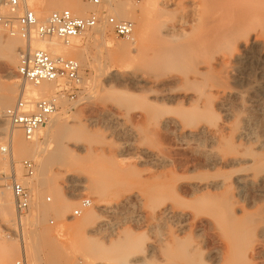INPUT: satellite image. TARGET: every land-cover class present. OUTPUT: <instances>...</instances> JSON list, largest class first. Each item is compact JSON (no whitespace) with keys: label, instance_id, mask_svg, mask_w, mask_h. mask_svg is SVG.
<instances>
[{"label":"bare ground","instance_id":"6f19581e","mask_svg":"<svg viewBox=\"0 0 264 264\" xmlns=\"http://www.w3.org/2000/svg\"><path fill=\"white\" fill-rule=\"evenodd\" d=\"M102 1L104 5L97 10L102 16L111 14L120 21L119 19L134 18L137 12L132 6L119 4L116 0ZM143 1L142 12L156 10L157 13L160 10L159 0ZM4 2L5 0H0V4ZM21 3L36 11L34 13L39 22L52 9L67 7L74 15L79 16L87 11L81 0H21ZM199 7L198 17L193 19L196 25L194 29L191 26L189 32L185 29L180 33L176 29V32L166 33L167 35H161L157 30L152 32L151 45L145 57H138L134 55V51L127 52L123 46L107 41V21L103 20L101 26L96 27L97 30L93 29L96 32L88 37V41H94L98 47L99 75L117 76L119 73L111 69L114 64L147 67L146 72H130L122 75L121 80L146 87L153 94L151 103L177 106V111L171 109L167 114L162 113V117L155 111L157 108H153L154 113L150 110L153 103H149L148 108L152 114L156 113L161 117L158 118V126L163 133H159L174 136L179 145L177 146L186 151L191 150L193 157L187 160L185 157V161L177 160L172 155L175 153L173 146V152L166 149L165 154L152 152L150 156L152 163L163 168L157 173L156 183L149 185L144 177L134 180L131 177L132 181H128L130 178L126 175L127 171L121 170L126 177L119 174L121 177L115 176L113 181L111 176L106 175L113 183L107 181V186L101 182L93 184L98 210L91 209L75 222L72 219L66 221L67 227L76 232V235L83 229L87 230L82 253L86 264L89 261H94L95 264H126L128 260L135 264H147L148 252L155 253V243H150L145 248L139 242L141 240H136L137 243L129 242L127 235L125 236L126 231L123 230L127 218L122 217L134 203L143 208L147 201L152 203L149 213L151 219L160 224L163 222L165 226H162L166 228L165 237L162 236V241L163 237L165 239L162 245L165 247L159 250L164 251L161 258L163 262L166 261L165 264H261L259 261L264 258V0H201ZM9 11V16L1 17L10 18L13 27H16L19 13ZM139 24L143 29L142 21ZM142 32L138 33V37L139 34L143 36ZM6 34L11 37L0 36V60L10 68L15 67L18 60L20 62L21 56L36 50H46L52 56L74 57L81 67L90 66L84 47L75 43L85 34L74 39L69 46H65L57 38L44 40L33 37L31 41H26L18 34ZM141 36L130 46L141 42ZM17 37L27 43V48H19L20 41ZM59 85L44 82L32 86V97L28 99L36 102L54 96ZM23 90L28 94L27 85ZM16 91L15 84L0 87V137L2 139L4 136L11 141V159L33 158V154H39L41 168L37 170H43L44 173L46 155L49 152L54 154L53 158L56 156L55 152L58 158L61 153H70L71 159L82 154L91 157L97 146L93 148L88 132L83 129H79V132L78 127L70 123L68 118L72 108L64 104L62 112L57 113L31 140L25 137L22 130L11 129L10 122L2 111L14 100ZM63 99L60 100L61 104ZM84 100L90 101V95ZM230 101L235 102L234 108L229 107ZM217 104L223 110L225 118L215 114L214 106L217 107ZM229 116L232 122V118L235 119L233 125L229 122ZM132 129L129 128L128 131L131 132ZM75 132L84 138H74ZM6 149L4 147L2 150ZM81 158L87 159L86 156ZM60 159H56V162ZM104 169L108 170L107 167ZM72 174L68 182L72 183L70 185L73 189L85 188V183L91 181L82 174ZM120 178L128 179L126 182L121 180V183L125 182L123 188L127 184L138 190L133 193L122 192L115 203L107 201V195H111L110 198L119 193L114 189L118 185L114 184L119 182L120 186ZM156 203L158 207L153 209ZM98 213L105 215V218L96 221ZM15 215V200L10 184L5 181L0 186V218L3 223L12 224ZM142 217L139 210L134 221L140 223ZM20 222L22 228L23 219ZM36 231H29L32 232L29 239L31 249L29 253L25 251L32 260L39 257L40 248L45 243L44 235L41 236ZM0 236V254L4 258L3 264H7L14 259L17 250L4 242L3 235ZM98 236H101V245L95 242ZM50 264L59 262L53 260Z\"/></svg>","mask_w":264,"mask_h":264},{"label":"rangeland","instance_id":"374dc122","mask_svg":"<svg viewBox=\"0 0 264 264\" xmlns=\"http://www.w3.org/2000/svg\"><path fill=\"white\" fill-rule=\"evenodd\" d=\"M42 1H47V0H42ZM200 1L201 0H159L158 8L160 10L157 9L159 10L157 13L156 10L153 11L156 13L153 14V12L147 13L145 11L144 13L141 11V8L144 6V1L135 3L129 0H116L117 3L132 6L137 11L135 17L132 19H127V20L119 19L120 21L129 20L133 22L135 26L134 33L130 40H123L114 34L112 28L110 27V25L108 26L107 23L105 26L106 27L105 39L109 42H113L115 45H120L121 47L123 46L122 48L126 49V51L127 50L134 51L135 53L134 55L138 57H145L149 52V48L151 45L150 44L151 36L155 33L156 30L161 35L163 34L165 35L166 33L172 34L176 31L180 33L182 29H185L189 32L192 29L191 26H193L194 29L196 25L195 22V20L197 19L196 17H198L199 15ZM81 3L87 9V11H85L82 14V16L76 14L75 16L85 18L91 15H96L99 18L98 28L101 26L103 20L108 21L109 18H114V16L111 14L108 15L106 14L102 16L99 13H97V10H99L104 5V2L102 0L99 6H94L88 2H85L84 0H81ZM8 4H9V0H5L4 4H0V16H9L10 9L8 7ZM29 9L32 10L33 12H36L34 11L33 8H29ZM60 10H68V8L63 7L61 9H52L49 11L46 18L41 19L40 22H44V20H46L50 16V14ZM140 11L144 14L140 13ZM18 13L20 14V12ZM114 19L118 20L117 18ZM139 21L140 22L142 21L144 30L142 29L141 24H139ZM193 21L194 23H192ZM184 25L185 26L187 25L186 28ZM95 30H97V28ZM95 30L88 32L80 40L75 42V43L77 42L80 43L82 47H84L86 52L85 55L87 57V63L90 64V66L82 65V73L84 76V86L82 88V93L79 94V96L74 100H71L69 98L63 99L62 104L60 103V109L58 112V113L62 112L63 104L68 108L71 107L72 109L71 112H69V118H68L70 123H72V125L74 124L75 127H78L77 130L79 132H80L79 129H83L85 130V132H88L87 136L91 141L93 148L94 146L95 148L97 146V148L94 149L95 152L91 153V157L88 156L87 154H82L83 157L86 156L87 158L86 160L88 162L85 159L83 160V158H81L82 156L76 157V159L75 158L71 159L69 156L70 153L68 152H67L68 154L64 153V155H62L63 153H61V157L58 158L56 157L58 154L57 152H55L56 156L54 158H56L57 160L61 158L58 162H56V159L53 158L54 154H52V152H49L51 154L48 153V155H46V160H47L45 164L46 171L42 173L43 170L41 171L37 170L35 177L29 180L26 179L25 177V173L22 169V162L26 159H32L36 161L38 166L37 168H41V164L39 163V154H35V155L33 154V158L31 156V157H23L17 160H13L11 159L12 158L11 141L6 139L4 136L2 137V139L0 137L1 139L0 140V186L4 184L5 181H7L6 179L8 176H10L13 172L16 173L17 179L20 183L25 185L29 184L31 186L33 191L32 204L35 206L34 207L32 205L29 215L23 220L22 228L20 227L19 223H17V215H15V221H14L15 223L13 222L12 224H9L8 222H7L8 224H5L2 222L0 218V235H3L4 242H6V244H9L10 247H12L11 245H13V247H15L17 250V254L14 257V259L11 260V262H8L7 264H17L22 260H24L25 264H50V262L53 260L54 261L56 260L57 262H59V264H86L85 263L86 261L83 259L82 253L85 248V244L83 243L86 242V240L85 242H83V239L86 237L87 230L83 229V231L79 232L76 235L75 234L76 232H74L73 230L71 231L66 224L67 222H69L70 219H72L74 222L77 219L78 220L81 219V217H83L85 213L89 212L91 209L95 208V210H98V208L96 207L97 203H95L97 197H96V193L94 192L93 184H95L96 182L99 183L101 182L102 185L107 186L106 182L108 181L109 183L110 179L115 178V176L118 178L121 176L124 177L125 174L121 173V170L123 172L126 170L127 171V172L125 171L127 173L126 175H128L130 178L129 180L127 179L128 181L137 179V177H144L145 179L147 178V182L150 185L157 182L158 180L157 173L159 174V172L163 170V168L160 165H158L160 166L158 167L157 164L155 165L150 160V156L152 152L165 154L167 152L166 149H169L171 152H173L175 149L174 151L175 153H172V155L174 158H176L179 161H185V159L187 160L193 157L191 150L187 149L186 151V149L183 150V148L178 147L179 145L178 143L176 144L177 141L175 140L174 136L170 134V137L172 136L171 138H173L171 139L168 136L169 134L162 135L159 133V131H161L158 126L159 119L162 117L163 114H167L169 111H171V109H174L173 111H177L178 109L176 108L177 106L157 104L154 102H152L153 105H150L152 104L151 100L153 99L152 96L153 94L151 93V91H149L146 87L142 85H135L130 81L126 82L124 80H121L122 75L130 74V72L131 73L132 72L135 73V71L136 73L146 72L147 67L145 65L143 66L138 65L139 67L137 66L136 68V66L130 67L126 65L123 66V65L114 64L111 66V69L119 73L117 74V76L104 77L99 75L100 73L98 72L97 69L100 65V63H98L99 62L98 47L94 44V41H88V37L93 35L96 32ZM140 31L145 32V33L142 32L143 36L139 34V37L140 36L142 37L141 42L139 41V43L136 46H130L133 41L139 38L138 33ZM0 36L11 37L8 34H6V32H2ZM17 39H19L20 41L19 48H24V47L27 48L26 47L27 43L21 37H17ZM68 58L75 59L74 57H68ZM18 65H19V60L17 65L13 68H10L4 61L0 60V87L15 84L17 89L14 100L3 108L2 111L3 115H5L4 114L5 110L16 102V100L19 98L21 90H23L25 87V85L21 82V80L19 79L16 73ZM30 88H32V86L27 85L29 99H31L32 97L30 93ZM89 95H90V101L84 100L87 96L89 97ZM230 102L231 104L229 105V107L234 108L235 102L234 101L233 102L230 101ZM149 105L152 106L151 109L148 108ZM154 107L157 108L155 109V111L157 110L158 112L157 111L156 112L159 113V115L161 114L160 115L161 117L158 114L155 115L156 113L152 114L154 113L153 112ZM149 109L152 110V113L150 112ZM214 111L215 114H218L219 116L224 114L222 113L223 110L221 109L220 106H218V104L217 107L214 106ZM221 117L225 118L224 115H222ZM228 119L230 120L231 116H229ZM232 120L233 122H235V119L232 118ZM229 122L231 124L233 123L231 120ZM90 124L91 125L93 124V126L89 127ZM125 126L127 127V129L125 128ZM9 127L13 130H19L13 128L10 123H9ZM129 128H133L132 129L133 131L129 132L128 131ZM161 133L163 132L161 131ZM77 134L78 132H75L74 138L77 137H79L80 139L84 138L82 137L81 134L79 135ZM173 146L175 147L174 149ZM4 147L9 148L10 150L9 155H5L3 153L2 149ZM99 149L101 152L98 151ZM94 154L97 155V157ZM101 155L102 157L99 158V156ZM177 155L178 157H176ZM68 158L73 160L71 161L69 159L70 161L69 164L67 162ZM77 159H80V161H78ZM62 160L67 163H64ZM7 163L8 166L6 165ZM106 167L108 168V170L104 171L106 170L104 169ZM97 170L98 172H95ZM39 172H41V174ZM99 172H104V173H99ZM72 173L73 174L77 173L75 174L77 176L82 174V176L89 178L91 181H87L85 183L84 186L85 188L81 187L79 189H73L70 185L72 183H69L70 181L68 182V180H70V175ZM106 175H108V177L111 176L109 180ZM125 179L123 178L118 179V181L120 180V184H121L120 186H119V182H115L114 184V186L118 185V187L116 186L114 189H116V191H119V193L121 192V194L118 193L119 196L118 194L116 195L114 194L110 198L109 196L111 195L109 196L107 195L106 196V200L108 199L107 201L111 200L113 201V203H115L117 199L122 195V192L125 193L126 191H132L133 193L138 190L127 184L125 185V188H123L122 186H124L125 182L127 181ZM121 180L125 181L122 182L123 185L121 183ZM113 181L115 180L113 179ZM110 182H112V180ZM48 199H50V201H48ZM85 199L91 202L90 207L85 209L80 216H74V211L79 207L80 203ZM147 203H146L147 206L144 205L143 208H141L142 206L140 204L138 205L136 203L130 206V208L125 213L126 216L125 215L122 216L124 218H127L126 219L127 222L124 221L126 224L123 230L126 231L125 236L127 235L126 236L128 238L127 240H129V242L131 243L132 242L137 243L136 240L137 241L141 240L142 242L141 241L139 242L145 248L148 247L150 243L151 244L153 242L155 243L156 245V248L154 247L155 253L153 252L154 254H152V251L148 252L149 254L147 257V261H148L147 264L148 263L165 264L166 261L164 260L163 262L161 258V253L164 254L163 253L164 251L162 250L161 252L159 250L165 247L162 244H164L163 241L165 242L164 234H166L165 233L166 228L164 227L165 225L163 222H161L160 224V222L158 223L157 220H153V218L151 219L149 213L151 212L152 209L151 208L152 203L150 204V202L148 201ZM71 205L72 208L70 209L69 206ZM156 207H158V203L155 204L153 209H155ZM263 208H264V202H263ZM139 210L143 214L142 217L143 220L140 223H136L134 219L135 216L138 214ZM104 218L105 215L98 213L95 217V220L99 221ZM32 230L35 231L37 230L36 232H38V234L41 233V236L44 235V239H45L44 245L40 248L39 257L34 260H32L28 255L29 250L31 249V244L29 239H30V234L32 233L29 231ZM162 236H164L163 241H162ZM100 237L101 236H98L96 238L97 240L95 241L98 245L102 244V240ZM26 244H28V246ZM83 245L84 247H81ZM24 246L27 247L25 248ZM25 251H27L28 253H26ZM163 256L164 255H162V257ZM261 261L259 262L261 264H264V258H262ZM3 262H4V258L0 254V264H3ZM87 264H95V262L89 261V263ZM126 264H135V263L128 260Z\"/></svg>","mask_w":264,"mask_h":264},{"label":"built area","instance_id":"2783aa9c","mask_svg":"<svg viewBox=\"0 0 264 264\" xmlns=\"http://www.w3.org/2000/svg\"><path fill=\"white\" fill-rule=\"evenodd\" d=\"M84 1L94 6L101 4V0ZM129 1L139 3L143 0ZM8 7L14 13L20 12L17 26L13 27L10 18L0 16V34L4 31L11 35L18 34L26 41H31L33 37L44 40L57 38L65 46H69L74 39L92 31L99 23V18L95 15L77 17L69 10L53 12L46 21L39 22L35 13L24 7L20 0H9ZM107 23L114 34L123 40H129L134 33L135 26L131 21L109 18ZM16 73L24 85L37 86L44 82L60 84L54 96L36 102L29 100L27 92L21 90L16 102L5 110V117L11 126L22 130L28 140H31L41 128L47 126L58 113L61 99L74 100L82 93L84 80L82 67L73 58L52 56L46 50L29 51L21 56ZM3 153L9 155V148L3 150ZM22 169L26 179L31 180L36 175L37 163L35 160L26 159L22 162ZM6 180L10 184L21 226L20 219L24 220L31 211L33 191L29 184L20 183L14 172ZM90 205L89 200H83L74 211V216H80ZM17 264H25V262L22 260Z\"/></svg>","mask_w":264,"mask_h":264}]
</instances>
